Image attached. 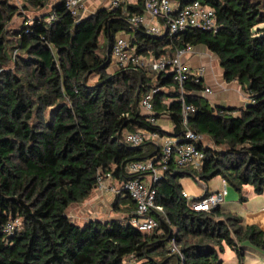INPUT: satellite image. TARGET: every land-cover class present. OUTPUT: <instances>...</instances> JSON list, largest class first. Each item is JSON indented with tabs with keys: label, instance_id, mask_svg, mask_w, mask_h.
Here are the masks:
<instances>
[{
	"label": "trees",
	"instance_id": "1",
	"mask_svg": "<svg viewBox=\"0 0 264 264\" xmlns=\"http://www.w3.org/2000/svg\"><path fill=\"white\" fill-rule=\"evenodd\" d=\"M18 1L20 8L0 0V264H219L224 246L241 263L248 248L264 250V230L220 206L190 210L178 182L189 175L207 184L219 176L241 201L247 186L264 195V0H199L215 12L218 32L186 30L171 37L128 24L124 12L140 13L139 3L75 17L66 0ZM17 14L22 24L9 29ZM120 32L142 55L206 47L218 58L224 81L248 95L249 106L212 105L201 83L188 82L182 97L195 111L183 126L170 75L152 80L131 67L107 72L110 59L99 52L100 38L108 51ZM152 86L158 88L153 117H166L170 130L151 124L138 107ZM186 128L210 144L199 143L204 159L197 173L174 169L153 184L164 209L155 231L142 233L130 224L134 204L124 194L117 195L127 206L122 219H70L67 208L88 198L98 173H110L116 182L146 177L125 166L152 157L156 147L127 145L123 132L178 136ZM14 219L20 228L5 232ZM171 240L183 260L169 252Z\"/></svg>",
	"mask_w": 264,
	"mask_h": 264
},
{
	"label": "built area",
	"instance_id": "2",
	"mask_svg": "<svg viewBox=\"0 0 264 264\" xmlns=\"http://www.w3.org/2000/svg\"><path fill=\"white\" fill-rule=\"evenodd\" d=\"M84 0H66V7L75 17H79ZM126 0H107L109 9L121 6ZM142 5V12L128 14L124 12L127 22L131 27L142 28L145 33L155 36L166 35L171 37L186 30H203L216 33L219 25L215 12L199 0H190L177 6L171 0H136ZM48 17L47 20H50ZM129 37L125 33H118L109 48L110 64L118 68H136L143 71L152 80L159 74H168L177 87L180 94L182 125L187 126L188 116L195 111L191 103H185L182 97L184 86L188 82L201 83L203 68H190L184 61V57L190 54L192 46L185 45L177 48L171 54H162L158 57L153 55H142L135 52L134 47L129 45ZM203 86L202 95L209 94L210 88ZM152 86L143 93L138 103L142 113L148 116V121L158 125V119L153 117L154 104L153 95L157 91ZM121 141L130 146L151 144L156 147L152 157L144 160L131 161L126 164L125 170L130 174H146L145 179L138 177L116 182L110 173H98L96 190L110 191L115 195H127L134 204V214L130 224L140 232H152L158 228V218L164 216V209L156 202V184L166 173L171 170H189L197 173L203 164L204 151L199 146L202 135L186 128L178 135L160 134L157 130L139 129L136 131H125ZM106 180H112L114 186H107ZM227 183L222 180V186L216 191L202 194L198 198H191L185 192H181L185 198L186 206L194 211H210L221 206L226 196ZM18 225L19 219L8 221L4 230L13 232ZM168 250L183 260V255L174 240L168 244Z\"/></svg>",
	"mask_w": 264,
	"mask_h": 264
},
{
	"label": "crops",
	"instance_id": "3",
	"mask_svg": "<svg viewBox=\"0 0 264 264\" xmlns=\"http://www.w3.org/2000/svg\"><path fill=\"white\" fill-rule=\"evenodd\" d=\"M175 3L174 0H171ZM141 5L139 1L136 0H126L122 5L126 6H137ZM100 8H108L107 0H84L82 6L81 16H87L95 13ZM142 10V5H141ZM142 12V11H141ZM140 12V13H141ZM138 13V12H137ZM124 33V32H120ZM125 35H127L125 33ZM128 36V35H127ZM187 65L194 68H203L202 84L210 88L211 92L209 94L203 95L212 105H221L231 108H241L250 99L248 95L241 89V87L236 82H225L222 75L223 71L220 67L218 58L211 53L206 47L202 45L192 46V51L187 54L184 58ZM238 112L234 111L233 114L236 115ZM158 125L164 130L171 129V123L166 117H161L158 119ZM147 180V177L144 178ZM223 180V179H222ZM182 188V183L179 182ZM185 192L191 198H198L204 191L213 192L219 188L210 189L207 185L204 186L203 193L196 197L197 190L194 186H191L188 181L184 183ZM222 186V185H221ZM221 188V187H220ZM226 195H229L226 189ZM242 195L245 197L244 201H240L241 204L246 205L248 199L260 197L262 205L256 211H248L245 214H237L242 218V221L246 225H255L260 230H264V195H256L252 192L250 187H244L242 189ZM235 197L236 195L233 194ZM234 202V199L226 200L220 206L223 211H230V204ZM236 214V213H235ZM220 263L219 264H264V250L257 249L254 247L248 248L245 252L243 260L241 263L238 262L235 252L227 246H224L223 251L219 254Z\"/></svg>",
	"mask_w": 264,
	"mask_h": 264
},
{
	"label": "rangeland",
	"instance_id": "4",
	"mask_svg": "<svg viewBox=\"0 0 264 264\" xmlns=\"http://www.w3.org/2000/svg\"><path fill=\"white\" fill-rule=\"evenodd\" d=\"M8 2L15 4L20 8L21 3L18 0H8ZM83 9L80 10V15L82 14ZM34 14L31 10L25 12V16H27L29 19ZM23 22V17L20 15H15L12 19V21L8 24L9 29H15L19 27ZM264 26V25H262ZM100 54H107V46L105 42L103 41V38H100ZM116 70L115 65L110 64V66L107 69V72L111 73ZM96 80L95 77H92V79L89 80L90 83L94 82ZM142 112V110L140 109ZM203 145L210 144V141L205 137L202 136V142ZM148 180V179H147ZM146 180V181H147ZM188 181L191 186H194L197 190L196 197L203 193L204 186L207 185L210 189L220 188L222 185V178L217 176L212 179H210L207 184H205L203 181H200L196 179V177L193 176H183L178 179V182L182 183V188L185 189L184 183ZM105 183L107 186H114V182L112 180H106ZM226 189L229 192V195L225 196L224 201L234 199V202L230 204V211L236 213V214H245L248 211H256L260 208L262 205V201L260 197L256 198H250L248 199V202L246 205L241 204L239 201L240 193L234 190L233 187H231L229 184H227ZM233 194L236 196L234 197ZM127 208L126 205L122 203L121 200L117 198V195L111 193L110 191H99L94 189L92 193L81 203H76L70 205L66 212L70 219L78 224H82L85 221L89 219H101V220H107L110 218H117L122 219L124 218L126 212L125 209ZM17 228H20V225H18Z\"/></svg>",
	"mask_w": 264,
	"mask_h": 264
},
{
	"label": "water",
	"instance_id": "5",
	"mask_svg": "<svg viewBox=\"0 0 264 264\" xmlns=\"http://www.w3.org/2000/svg\"><path fill=\"white\" fill-rule=\"evenodd\" d=\"M166 31L164 32V35H166ZM107 56H109V50L107 51V54H106ZM249 106V103H246L245 105H244V107L245 108H247ZM227 108H231V107H227Z\"/></svg>",
	"mask_w": 264,
	"mask_h": 264
}]
</instances>
